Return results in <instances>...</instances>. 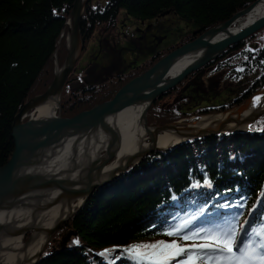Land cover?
<instances>
[{
    "label": "trees",
    "instance_id": "obj_1",
    "mask_svg": "<svg viewBox=\"0 0 264 264\" xmlns=\"http://www.w3.org/2000/svg\"><path fill=\"white\" fill-rule=\"evenodd\" d=\"M253 1L104 0L93 4V0H88L80 25L84 48L97 27L105 24L113 28L117 24L120 10L137 19L169 12L193 23L196 29L125 73L100 83H86L71 91L69 85L81 80L76 71L80 57L63 86L60 115L71 117L111 99L124 83L168 52L228 20ZM72 4L73 0H0V166L8 161L14 148L11 138L14 115L28 99L44 92L52 81L55 46L58 65L65 58L64 37L59 43L57 41ZM213 64L218 65L217 70L231 67L235 71L237 66L244 69L243 74L257 68L262 70L257 87L243 93L236 102L243 103L264 85V26L228 47L217 60L204 67ZM186 80L152 103L147 112L148 125L162 126L182 118L190 119V113L181 110L177 102L168 107L160 104L161 100L176 93ZM234 105L237 104L210 109L220 112ZM210 109L200 107L194 115L210 113ZM260 128H264V114L246 133L212 135L147 154L106 187L94 190L83 206L54 233L57 239L71 233L67 246L56 248L52 254L50 248H46L37 264H108L99 251L170 239L161 234L166 226L178 219L204 215L213 206L215 196L226 192L239 193L244 207L238 212L243 217L250 212V224L246 225L250 228L264 217V131ZM205 174L212 186L193 187V182L203 181ZM77 240L79 244L68 247L70 242ZM118 255L119 251L110 257L115 264H131L127 257L115 259Z\"/></svg>",
    "mask_w": 264,
    "mask_h": 264
},
{
    "label": "water",
    "instance_id": "obj_2",
    "mask_svg": "<svg viewBox=\"0 0 264 264\" xmlns=\"http://www.w3.org/2000/svg\"><path fill=\"white\" fill-rule=\"evenodd\" d=\"M87 2L73 0L57 41L59 43L64 37L65 58L58 65L55 46L51 83L44 92L34 95L22 105L11 124L14 148L8 161L0 166V264H37L55 231L83 206L92 192L106 187L147 154L212 135L235 131L244 133L264 114L263 85L243 103L224 111L204 113L190 120L182 118L162 126H150L147 123L148 109L157 98L174 89L191 73L217 60L228 47L240 43L264 26L263 13L235 30L239 21L244 20L260 4L264 5V0H255L228 20L208 28L193 40L168 52L144 72L124 83L111 99L71 117H62L63 86L84 48L80 25ZM178 63L182 66L173 72L172 69ZM257 97L261 99L254 100ZM245 111L247 114L243 115ZM120 113L122 117L118 118ZM131 114L135 121L129 131L135 137L132 143H128L121 126L123 117ZM114 116L116 119L111 126L109 119ZM25 117L28 118L23 121ZM99 127L104 130L103 135L109 144L101 164L93 167L105 171L99 172V176H102L100 179L91 180L84 186L52 175L24 170L34 165L37 159L41 160L48 150L65 138L77 133H89ZM171 131H176L175 139L161 145L159 139ZM123 147L129 148L130 152L126 153L127 160L122 167L119 170L106 169L105 164L111 157H116L118 161L122 155L126 156L118 155ZM26 234L27 240H23ZM70 236L71 233H68L60 239L59 249L65 248Z\"/></svg>",
    "mask_w": 264,
    "mask_h": 264
},
{
    "label": "rangeland",
    "instance_id": "obj_3",
    "mask_svg": "<svg viewBox=\"0 0 264 264\" xmlns=\"http://www.w3.org/2000/svg\"><path fill=\"white\" fill-rule=\"evenodd\" d=\"M97 1L104 2V0H93V4ZM194 29L196 26L193 23L181 20L171 13H164L153 18L137 19L120 10L117 24L113 28L104 24L92 31L76 68V71L81 75V80L72 82L69 88L71 91L75 90L82 86L83 80L87 83H100L119 73H125L158 52L174 45ZM156 36L163 38L158 47L153 45ZM235 67L237 68L235 71H232L234 69H230L231 67L221 70L214 69L213 66L203 67L201 70L199 69V74H195L188 80L185 78L186 81L181 84L177 92L161 100L160 104L168 107L177 102L181 110L190 113V119L195 117L194 113L200 107L210 109L221 105V108H225L233 103L238 104L236 102L243 93L251 92L260 83L259 77H261L262 70L257 68L251 73L243 74V68L241 71V68ZM209 111L210 113L215 112L213 109ZM246 132L248 131L246 130L244 133ZM243 223L241 222V224ZM53 237L51 242L57 241V246L50 248V254L56 248L59 249L58 244L62 238L53 239ZM75 244L74 241L70 242L68 247L71 248ZM41 256L42 254L40 258Z\"/></svg>",
    "mask_w": 264,
    "mask_h": 264
},
{
    "label": "snow or ice",
    "instance_id": "obj_4",
    "mask_svg": "<svg viewBox=\"0 0 264 264\" xmlns=\"http://www.w3.org/2000/svg\"><path fill=\"white\" fill-rule=\"evenodd\" d=\"M259 130L264 131V128ZM192 186L211 187L212 182L205 174L203 181H194ZM221 207L242 208L244 205L237 202ZM239 216L240 213H236L225 217L223 222L199 227L195 224L196 216L178 219L161 233L170 239L104 249L99 255L108 264H115L110 257L117 251L120 255L115 259L127 257L131 264H264V217L248 230L245 225L249 222L241 224ZM74 243L79 244V241Z\"/></svg>",
    "mask_w": 264,
    "mask_h": 264
},
{
    "label": "bare ground",
    "instance_id": "obj_5",
    "mask_svg": "<svg viewBox=\"0 0 264 264\" xmlns=\"http://www.w3.org/2000/svg\"><path fill=\"white\" fill-rule=\"evenodd\" d=\"M263 13L264 5L260 4V6H258L244 20L239 21V24L235 26V30L238 27H243L249 24L253 19ZM181 66V63L175 65L172 69L173 72L180 69ZM245 114H247V111L243 113V115ZM121 117L122 113L119 114L118 118ZM115 119L116 116L109 119L111 126H113ZM134 121L135 119L133 114L123 117L122 120L121 128L123 129V133L125 134V138L128 143H132V139L135 137L134 134H131L129 131V128ZM236 122L238 121L236 120ZM88 132L89 133H77L65 138L56 147L48 150L41 160L37 159L34 165H30L31 167L28 166L24 170L29 173L33 172L34 174L40 173L42 175H52L63 181L84 186H87L91 180L100 179L102 176H99V172L105 171H100L96 168L93 169V167L96 164H101L104 159L105 156L103 155L105 154L106 148L109 146L108 140L104 137V130L101 127L97 130H90ZM175 132L176 131H171L159 139L160 144H166L171 142L172 138L175 139ZM128 152H130V149L123 147L122 149L120 148L118 155L120 156L121 154H126ZM127 156L128 154H126V156L122 155L118 161L116 157H111L105 164L106 169L112 168L114 170H119L122 167L123 162L127 160Z\"/></svg>",
    "mask_w": 264,
    "mask_h": 264
},
{
    "label": "flooded vegetation",
    "instance_id": "obj_6",
    "mask_svg": "<svg viewBox=\"0 0 264 264\" xmlns=\"http://www.w3.org/2000/svg\"><path fill=\"white\" fill-rule=\"evenodd\" d=\"M167 13H169V12H167ZM166 13V14H167ZM160 15H162V14H160ZM162 41H163V38L162 37H158V36H156V38H155V40H154V42H153V45L155 46V47H158L161 43H162ZM211 66H213V68L215 69V68H217V64H213V65H210V67ZM208 68V67H207ZM196 74H199L198 72L196 73ZM189 79V78H188ZM187 79V80H188ZM87 82L86 81H84L83 80V82H82V86L84 85V84H86ZM99 83V82H98ZM87 84H93V83H87ZM82 86H80V87H82ZM80 87H78V88H80ZM78 88H76V89H78ZM75 89V90H76ZM28 233V232H27ZM53 239H56L55 237H53ZM23 240H27V234L24 236V238H23ZM57 246V241L55 242V241H53V242H50V244L49 245H47V247H49V248H51V247H53V248H55Z\"/></svg>",
    "mask_w": 264,
    "mask_h": 264
}]
</instances>
